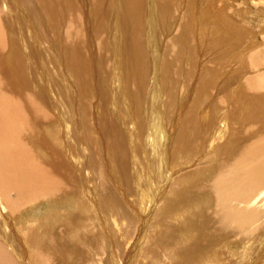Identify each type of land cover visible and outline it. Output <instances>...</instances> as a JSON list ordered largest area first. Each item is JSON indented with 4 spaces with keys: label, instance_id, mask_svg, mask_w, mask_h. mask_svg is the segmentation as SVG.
Returning <instances> with one entry per match:
<instances>
[{
    "label": "rangeland",
    "instance_id": "374dc122",
    "mask_svg": "<svg viewBox=\"0 0 264 264\" xmlns=\"http://www.w3.org/2000/svg\"><path fill=\"white\" fill-rule=\"evenodd\" d=\"M0 69V120L42 116L6 148L64 181L24 199L0 173L17 264H264V0H0Z\"/></svg>",
    "mask_w": 264,
    "mask_h": 264
},
{
    "label": "bare ground",
    "instance_id": "6f19581e",
    "mask_svg": "<svg viewBox=\"0 0 264 264\" xmlns=\"http://www.w3.org/2000/svg\"><path fill=\"white\" fill-rule=\"evenodd\" d=\"M0 70H2V69H0ZM7 70H8V68H7ZM20 74H21V72H20ZM5 77L7 78V76H5ZM9 77H10V74H9ZM18 88H19V86L14 87L13 84H11L9 82L7 84L6 90L10 91V93L15 95V96H21V95H19L20 92L19 93L17 92L18 94H15L14 89H18ZM23 88H25V87L23 86ZM4 91H5V84H4V81H2L0 79V94H2ZM14 99L16 100L17 109H20V105L22 104V102L20 100H18L17 98H14ZM27 107L29 109H27ZM35 109H38V105L35 102H32V100H27L18 112L11 110V111L7 112V114L3 120H0V173L3 174L1 176V179L3 178L4 180H6V181L2 180V182H8L11 185L12 189L14 188L15 192L18 191L19 196L21 198H24V199H26V198L30 199L36 190L37 191L34 195V199H36L37 196H39V195L44 196V194H45L44 190L46 189L47 184L51 181L55 182L57 188H59L60 185H63L62 182H64L63 176L58 175L59 173L57 175H53V171L55 168H58L57 165L59 163H55V164H57V165H55L53 162V164L55 166L51 165L52 168L51 167L47 168L48 169V171H47V169L41 167L40 164H39L40 166L37 165V163L35 164V162L33 164L32 162L28 161L29 164H26V162H27L25 160L26 158L25 159L23 158L25 160V163L23 162L24 161L22 159L23 155L21 153L22 152V150H21L22 142L20 143L19 147H17V148H6L9 145L18 142V140L21 141L24 139V137H25L24 133L25 132L23 131V127L25 128V130L26 129L31 130L32 125L35 124V122L41 121L42 116L39 115V117H38V118H40L39 120L36 118L37 116L35 117ZM2 111H3V109L0 110V113ZM40 111H42L41 108H40ZM41 113H43V112H41ZM41 113H38V114H41ZM18 128H20L21 131L18 134H16V130ZM258 149L260 152H264V149L262 147L258 148ZM258 149L252 150L250 148V146H245L242 150H244L246 153H248L250 155H254L256 150H258ZM27 153L28 152H26V154ZM30 159H31V155H30ZM50 159L52 161L53 155H52V157H50ZM38 163H41V162H38ZM238 165H239L238 168L241 169L242 171L238 172L235 170L234 171L235 174L233 173V175H236V177H233V175L231 174L232 178L230 180V183L228 184L231 187L232 191L236 190V192H235V194L229 193V194H232V196L231 195H224L222 200H223V203L225 202V204L229 206V209L227 210V217L229 218V220L232 221V223H234L236 225V227L238 229H240V227L247 222L242 217V213H244V210L246 209L244 206H242V204L245 202L246 197L248 198V194H247L248 191L242 187L241 181H242L243 176L246 175L248 168H247L245 163L239 162ZM43 166L45 167L44 163H43ZM47 166H49V165H47ZM53 167H55V168L53 169ZM263 167H264V163L262 165L256 166L255 170H253L251 173L252 175H246V176L250 177V181H251L252 185L256 186L257 183L264 184V173H262V175H259V172L262 170ZM224 168H222V169H224ZM49 169H53V170L51 171ZM59 169L61 170L60 167H59ZM230 169H228V170H230ZM225 170H226V168H225ZM216 175H218V173ZM4 177H6V179ZM43 177H47L48 179H44L41 181L40 179H42ZM1 179H0V181H1ZM226 185L227 184H224L223 188H225ZM220 190H222V189H220ZM256 190H257V194H258L259 189H257V187H256ZM256 190L254 189L253 193H255ZM234 199L238 203V207H232V203H233ZM242 207H244V210L239 209ZM238 212L241 213L240 216L238 215ZM224 218H223V220H224ZM222 224H223V226H225V224L223 222H222ZM231 228L233 229L234 227H231ZM233 234H234V232H233ZM240 236H241V234H240ZM31 255L32 254L30 253L28 258L29 259L31 258V260H32ZM0 264H17L16 261H14L10 257V255L7 252H5L3 247H0ZM25 264H32V263H28L26 261Z\"/></svg>",
    "mask_w": 264,
    "mask_h": 264
}]
</instances>
